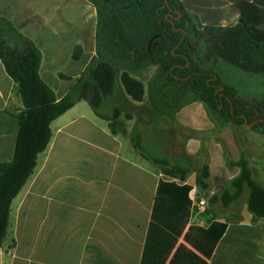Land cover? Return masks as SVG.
<instances>
[{
    "label": "crops",
    "instance_id": "obj_1",
    "mask_svg": "<svg viewBox=\"0 0 264 264\" xmlns=\"http://www.w3.org/2000/svg\"><path fill=\"white\" fill-rule=\"evenodd\" d=\"M178 1L189 14V21L193 18L200 30L232 26L240 16V0ZM246 1L264 9V0ZM0 17L9 20L40 50L39 75L48 86L50 74L64 73L66 63L82 59L83 65L72 69L81 73L97 57L96 11L86 0H0ZM71 45L81 48L77 60ZM147 68L143 67L141 73ZM126 72L142 82L134 71ZM54 92L57 99L66 94ZM82 101L51 122L50 141L12 200L8 228L0 246V264H264V218H256L247 210L246 196L239 217L228 218L229 209L219 211L216 202H210L213 194L208 200L198 191L197 167L190 165L200 147L197 133L191 136L186 131L181 139L172 140L162 155L142 150L149 158L164 159L170 166L186 169L180 180L144 158L134 143L137 140L142 146L145 131L155 137L164 135L168 130L161 126L167 125L166 119L157 121L150 114L140 119L138 112L123 124L124 134H112L106 120L95 115L105 121L104 127L80 113L78 105ZM22 110L16 83L0 60V164L13 159L17 116ZM189 116L188 113L180 124L186 121L192 125ZM225 137L226 155L237 159V155L233 156L234 144ZM203 147L209 156L210 179L220 184L232 180L230 174L237 169L225 165L219 144L210 138ZM160 181L191 186L187 194L190 204L177 195L169 196L163 188L157 207L161 215L173 216V227L152 230ZM199 200L212 210L199 206ZM183 214L186 224L181 227ZM214 221L225 223L221 237L212 251L198 248L203 231ZM156 244L167 248L166 255L143 259L144 248L151 249Z\"/></svg>",
    "mask_w": 264,
    "mask_h": 264
},
{
    "label": "trees",
    "instance_id": "obj_2",
    "mask_svg": "<svg viewBox=\"0 0 264 264\" xmlns=\"http://www.w3.org/2000/svg\"><path fill=\"white\" fill-rule=\"evenodd\" d=\"M96 11V58H93L75 81L69 86L66 94L57 99L54 90L48 86L39 75L41 52L35 43L20 33L6 18L0 17V60L6 73L16 83L17 91L23 104V110L17 116L18 131L13 159L0 164V246L6 235L9 224L10 206L14 197L22 189L32 174L39 153L47 147L51 138L50 124L65 113L76 102L86 101L94 114L108 122L112 134L125 133L124 126L116 120L118 111L113 115L101 113L100 107L104 96L111 93L117 82L116 70L110 61L111 53L105 52L103 57L100 48L103 46L104 34L120 41L134 53V61H150L163 67L170 79L185 80L189 86L214 112L232 119L237 124L250 121V113L246 105L233 99V96L222 90L219 101L216 85L219 77L212 79L213 74L204 69L193 67V60L188 53V36L185 22L190 20L178 0H86ZM240 16L238 21L228 27H205L198 35L205 42V58L220 57L227 64L249 73L264 75V9L246 0L238 2ZM170 10L181 13V19L167 15ZM126 27L140 34L146 42L157 38L156 47L139 50L131 41ZM182 30H185L183 36ZM120 44L116 45L117 47ZM81 48L76 46L73 58L78 59ZM124 92L136 102L144 97V85L127 72L119 77ZM229 100V102L227 101ZM220 105L223 108L220 109ZM264 125V122L260 123ZM135 145L141 155L160 165L168 176L183 180L187 170L170 166L167 160L149 158L140 148L137 140ZM233 156L236 157L235 152ZM237 171H232L230 184L233 192L225 190L220 196H213L212 204L221 201L224 207L239 199L247 191V210L256 218H264V186L252 176V170L244 157L230 164ZM209 165L202 167L195 177V184L201 189H207L210 178ZM175 197L185 199L191 190L189 185H177L174 182L160 181L152 211L150 229L173 227V216L159 213L158 196L161 190ZM178 208L184 206L176 205ZM178 220V219H177ZM181 227L186 224V214H183ZM178 222V223H179ZM176 223V225H178ZM225 223L214 221L203 231L200 249H210L221 237ZM187 234V233H186ZM185 234V236H186ZM184 236V237H185ZM186 238V237H185ZM168 252L164 245L156 244L154 248H144L145 257L158 258ZM209 255V254H208ZM143 263V260H142Z\"/></svg>",
    "mask_w": 264,
    "mask_h": 264
},
{
    "label": "rangeland",
    "instance_id": "obj_3",
    "mask_svg": "<svg viewBox=\"0 0 264 264\" xmlns=\"http://www.w3.org/2000/svg\"><path fill=\"white\" fill-rule=\"evenodd\" d=\"M181 19V17L179 18ZM195 20L185 22L187 28L188 45L187 50L193 60V67L204 69L213 74V77H219L223 89L233 96V99L246 107L249 110L250 121L252 126H247L245 123L237 124L232 119L212 111L206 103L184 82L182 79L172 80L169 78L167 71L160 67L157 63L150 61H134V53L128 49L119 40L115 41L110 38L109 34H104L103 46L100 48L103 57H106L105 52L111 53V59L117 75V82L113 91L103 98L100 107V112L107 115H113L114 111H118L116 120L122 125L125 124L128 117L139 112V118L144 117L145 114H150L154 119L167 120V125L161 126L167 128V132L160 137L152 136L148 131L144 132L141 137V150L147 152L162 153L167 152L170 143L176 139H181L186 131L190 132L193 136L197 133V140L200 144L198 151L193 155L190 165L196 168L195 177L200 174L202 167L209 165V156L203 147L206 139H212L219 144L220 149L225 157V165L231 169L230 164L236 163L241 157H244L249 167L252 170V176L257 179L262 186H264V125L260 120L264 119V75L249 73L237 67L227 64L220 57H212L211 59L205 58V42L198 35L201 32L199 27H195ZM198 28V29H197ZM131 41L135 44L136 48L146 50L155 48L157 38L151 39L148 42L132 29L126 27ZM120 44V47L116 45ZM75 47L71 45L70 51L73 53ZM70 61L69 64L64 65V73L50 74L48 78L49 85L56 91L58 95L67 92L69 86L79 76L80 72L72 70L80 68L83 65V60L79 62ZM147 68V72L142 74V68ZM66 69V70H65ZM71 70V72H70ZM130 71L142 79L144 83V97L141 101L143 105L138 106L132 103V99L124 92L120 83L119 77L122 72ZM121 85V86H120ZM225 87V88H224ZM126 94V95H125ZM128 96V97H127ZM131 100V101H130ZM229 102V100L227 99ZM80 113L88 115L97 120L98 123L104 127L105 121L97 119L89 104L82 101L78 105ZM223 106L220 107V109ZM189 116L190 125L184 121L183 125L180 124L181 120H186ZM141 115V116H140ZM146 116V115H145ZM138 129V125L136 127ZM136 134V131H135ZM230 139L234 144V149L237 159H232L231 156L226 155V145L223 142V137ZM191 138V137H190ZM173 145V143H172ZM173 147V146H172ZM195 164V166H194ZM207 180L208 188L201 189L197 186L198 191L202 196L207 197L208 200L212 196H220L225 190L233 192L230 181L220 184L217 181ZM211 183H210V182ZM210 194H213L210 196ZM244 195L247 199V191L245 190L241 197L230 204L228 208L222 205L221 201L216 202L219 211L229 209L230 214L228 218H238V213H241L245 207ZM210 196V198L208 197ZM206 210H212L205 205ZM10 237L7 236L6 240Z\"/></svg>",
    "mask_w": 264,
    "mask_h": 264
},
{
    "label": "water",
    "instance_id": "obj_4",
    "mask_svg": "<svg viewBox=\"0 0 264 264\" xmlns=\"http://www.w3.org/2000/svg\"><path fill=\"white\" fill-rule=\"evenodd\" d=\"M176 12V14H177V16H176V19H179L180 18V16H181V13L179 12V11H175ZM182 32H183V36L185 35V30H182ZM213 80L214 79H216V77H213L212 78ZM220 88V90H223V87L222 86H220L219 87ZM223 94L222 93H220L219 94V101H221V96H222ZM222 105H220V107H221ZM243 119H244V123H245V125H247V126H252V124L251 123H249V124H246V117L244 116V115H240ZM261 122H264V119H262V120H260Z\"/></svg>",
    "mask_w": 264,
    "mask_h": 264
},
{
    "label": "flooded vegetation",
    "instance_id": "obj_5",
    "mask_svg": "<svg viewBox=\"0 0 264 264\" xmlns=\"http://www.w3.org/2000/svg\"><path fill=\"white\" fill-rule=\"evenodd\" d=\"M175 11H177V10H170L169 12H168V14L167 15H170L171 17H175V19H176V16H177V14H176V12ZM221 85H219V84H217L216 85V92H219V94L220 93H222V90H220V87ZM223 94V93H222ZM223 96V95H222ZM221 96V97H222Z\"/></svg>",
    "mask_w": 264,
    "mask_h": 264
},
{
    "label": "built area",
    "instance_id": "obj_6",
    "mask_svg": "<svg viewBox=\"0 0 264 264\" xmlns=\"http://www.w3.org/2000/svg\"><path fill=\"white\" fill-rule=\"evenodd\" d=\"M197 203H198L199 206L205 205V202L203 200H199Z\"/></svg>",
    "mask_w": 264,
    "mask_h": 264
}]
</instances>
